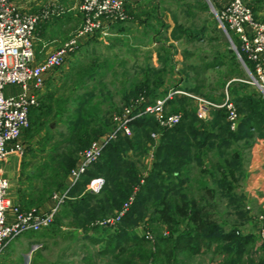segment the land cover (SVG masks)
<instances>
[{"label":"rangeland","instance_id":"374dc122","mask_svg":"<svg viewBox=\"0 0 264 264\" xmlns=\"http://www.w3.org/2000/svg\"><path fill=\"white\" fill-rule=\"evenodd\" d=\"M19 2L28 13L41 14L47 7L56 12L46 21L38 23L34 31L33 47L39 62L74 39L81 30L82 15L79 6L82 0ZM133 2L135 0H130V3ZM243 2L252 10L253 7L261 8L264 0ZM141 6L146 10L156 7L146 24L139 21L125 23L124 33L110 26L108 35L97 33L80 40L75 52L46 81L43 93L38 97V104L32 110L28 129L23 134V153L20 156L14 155L16 160L4 173L10 185V196L24 210H44L49 203L54 202L55 196H61L67 190L69 173L74 167L69 171L64 186L60 188L58 183L61 180L60 156L69 147L66 141L69 136V122L86 113H91L100 120H108L113 112L130 105L132 98L126 104L124 93L131 89V84L142 78L141 72L146 66L156 69H161L163 65H166V69L172 67V71L166 74L164 86L159 89L161 92L166 90V94L179 90L202 98L219 108L226 98L233 101L243 92H252L260 100H264L260 90L248 83L250 69L245 62L243 66L239 61L230 41L218 26L215 17L219 8L217 2L138 0L136 8ZM185 33L190 34V37L187 38ZM160 47L170 52L168 58L165 54L162 55L164 64L158 59ZM48 95L52 96L49 102L51 109L42 114L37 122L40 113L37 108L43 101L47 102ZM188 99V109L195 110L197 116L196 102ZM77 109L79 113L75 111ZM210 111L211 109L206 119L209 122ZM151 133L159 136L157 132ZM158 141H146L147 146L151 145L149 158L152 160L148 164L147 159L138 158L139 174H146L151 167V152ZM244 153L241 180L235 190V203L239 206L228 204L224 197L215 196L213 200L209 199L211 205L208 211L224 231L233 229L241 234L254 235L252 255L258 258L264 242L259 235V231H264V178L257 174L260 172L259 175H264V166L256 171L249 168L251 149L245 148ZM196 178L195 175L191 179L192 190L189 192H193L198 199L202 195L196 192ZM71 190L60 207L62 215L68 201L78 200L87 193H99L84 189L72 195ZM60 211L57 215H60ZM117 212L106 219L114 218ZM147 219L148 216L138 210L136 217L130 222V227L119 226L120 220L114 227L102 230L84 228L69 215L61 220L56 219V223L37 233L23 234L11 241L0 256V264H116L112 260L111 252L106 256L100 254L104 249L103 242L92 244L90 239L104 238L109 234L118 235L125 230L132 238L146 240L142 248L137 244H130L127 252L152 250L154 238L165 233L166 228L161 224L150 223ZM96 222L93 226L98 225ZM221 259L222 256L215 254L212 248L196 256L179 255L176 264H220Z\"/></svg>","mask_w":264,"mask_h":264},{"label":"trees","instance_id":"16d2710c","mask_svg":"<svg viewBox=\"0 0 264 264\" xmlns=\"http://www.w3.org/2000/svg\"><path fill=\"white\" fill-rule=\"evenodd\" d=\"M137 1L130 3L127 0L125 3L127 19L112 25L118 32L126 29L125 23L139 21L146 24L150 15L154 14L156 7L150 10L142 9V6L136 8ZM254 17L256 19L255 14ZM185 36L188 38L190 34L185 33ZM167 51L160 47L158 59L162 64V55L165 54L166 58L170 55ZM242 58L252 72L251 64ZM166 68V65L161 69L144 67L142 78L131 84V89L124 93L126 104L130 98L133 101L140 96L149 102L164 97L166 90L161 92L159 89L164 86L168 71H172L171 66ZM258 97L252 92H243L232 101L239 114L235 131L229 127L224 108L211 109L210 122H204L196 116L195 110L188 109L189 99L179 96L167 103L169 112L181 113L180 122L173 128L160 129L150 116L136 119L132 123V137H119L110 142L103 149L99 160L89 167L71 190L72 195L76 194L83 191L92 179L102 178L104 183L99 193H87L78 200L68 201L64 215L60 211L53 223L57 222L56 219L61 220L70 215L84 228L109 229L93 226V223L114 215L132 197L131 205L119 226L130 227L131 220L139 210L148 216L146 221L164 225L166 231L154 238L152 250L127 252L130 244L142 248L146 240L132 238L125 230L118 235L90 239L92 244L103 242L104 249L100 254L106 256L111 252L116 264H176L179 255L196 256L212 248L215 254L222 256L220 264H264V242L260 256L254 257V235L241 234L233 229L224 231L208 211L211 205L209 199L213 200L215 196L224 197L228 204L239 206L235 203V190L241 180L245 148L250 147L256 135H264V100ZM46 98L48 103L43 101L37 108L40 111L37 122L42 114L51 109L49 102L52 96ZM32 110L34 108L29 118ZM75 111L79 113L78 109ZM69 124L66 140L69 147L60 156V188L64 186L71 168L75 167L79 154L112 127L111 118L100 120L91 113L78 115ZM151 132L159 133V143L152 152L153 162L148 172L139 174L138 158L143 157L145 160L148 155L151 145L147 146V142L152 140ZM195 175L197 178L194 181L198 184L196 192L202 195L198 199L193 192H189L192 190L191 179Z\"/></svg>","mask_w":264,"mask_h":264},{"label":"built area","instance_id":"2783aa9c","mask_svg":"<svg viewBox=\"0 0 264 264\" xmlns=\"http://www.w3.org/2000/svg\"><path fill=\"white\" fill-rule=\"evenodd\" d=\"M214 1L219 6L215 12L219 28L230 41L237 57L244 63L243 56L251 64L252 72L248 83L258 88L264 96V23L255 19L252 10L243 0ZM126 2L127 0H82L79 6L82 15L81 30L74 39L36 63L34 31L38 23L46 21L56 12L47 7L41 14L28 13L13 4L12 0H0V166L9 156L22 155L23 134L29 126V113L37 106L47 79L65 64L80 40L97 33L108 35L110 26L125 21ZM175 96L187 97L196 102L197 117L201 120H206L210 109L219 108L179 90L170 91L153 102H149L144 96L136 98L130 105L112 113L110 131L79 154L75 167L69 173L67 190L61 196H55L54 202L44 210H22L10 196L9 182L0 172V255L11 241L23 234L37 233L48 228L69 191L89 167L99 160L103 149L119 137H132V123L136 119L150 116L162 130L176 126L181 120V113L169 112L167 104ZM220 108L226 111L230 129L235 130L239 114L234 103L226 98ZM150 137L157 140L159 136L151 133ZM103 183L102 178H95L87 187L98 193ZM132 199H128L114 218L96 223L104 228L114 227L120 222ZM259 235L264 240L263 230L259 231Z\"/></svg>","mask_w":264,"mask_h":264},{"label":"crops","instance_id":"0c3cea01","mask_svg":"<svg viewBox=\"0 0 264 264\" xmlns=\"http://www.w3.org/2000/svg\"><path fill=\"white\" fill-rule=\"evenodd\" d=\"M219 1L222 2L224 0H219ZM12 3L19 6L23 11L26 10L25 7L19 2V0H12ZM253 9L255 10L256 19L258 21H260L261 23H264V2H263V5L261 8L256 9V7L255 8L253 7ZM124 31L120 32V33H124ZM33 44H34V42H33ZM48 44H50V43H47V45ZM37 57L38 56H37L36 51H35V62L40 63L43 59H41L39 62V61H37ZM202 121L206 122V120H202ZM250 149H251V154H252L251 158L252 159H251V164H250L249 168L252 167V169L256 171V169H259L261 166H264V135L263 136L256 135L255 139L253 140L252 144L249 147V150ZM128 156L131 157V153H129ZM150 156H151V154L148 151V155L145 156V159L148 160V162H147L148 164L150 163V160H152L151 158H149ZM14 160H16V158L13 155V156H9L4 162H2V164L0 166V172H1V175L3 177H5L4 173L6 172V169H8L10 167L11 163H13ZM259 174H260V172L257 174V176H261V178H264V175H259ZM256 179H258V178H256ZM87 186H88V184L86 185L85 189H88ZM50 205L51 204L49 203L47 205V208L50 207Z\"/></svg>","mask_w":264,"mask_h":264},{"label":"water","instance_id":"95a60500","mask_svg":"<svg viewBox=\"0 0 264 264\" xmlns=\"http://www.w3.org/2000/svg\"><path fill=\"white\" fill-rule=\"evenodd\" d=\"M236 56H237V55H236ZM237 58H238V57H237ZM238 59H239V58H238ZM239 61L242 63L243 66H245L244 63H243V61H241L240 59H239Z\"/></svg>","mask_w":264,"mask_h":264}]
</instances>
